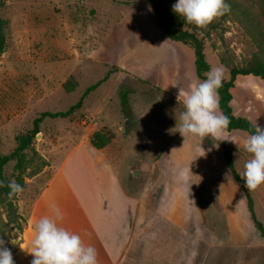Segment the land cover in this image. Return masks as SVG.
I'll return each mask as SVG.
<instances>
[{
  "label": "rangeland",
  "instance_id": "1",
  "mask_svg": "<svg viewBox=\"0 0 264 264\" xmlns=\"http://www.w3.org/2000/svg\"><path fill=\"white\" fill-rule=\"evenodd\" d=\"M136 1L0 0V20L5 22V43L0 53V156L16 148V136L31 131L41 113L66 112L110 70L122 72L114 81L110 73L68 117L45 118L40 123L32 143L36 155L26 151L24 191L11 207L0 204V239L12 254L20 242L31 202L65 154L85 134L83 127L91 124V130L112 134L105 128L109 127L117 132L115 146L121 153L115 163L132 195L145 182L155 155L178 133L176 119L183 107L176 100L175 88L164 92L143 77L156 80L163 75L171 83L178 67V78L186 72V90L189 82L201 79L190 47L176 42L172 44L178 54L176 68L174 62H169L168 67L152 69L160 59L168 62L172 45L155 24L149 3L141 1L131 6ZM225 3L229 11L207 27L197 28V32L204 40L210 69L222 66L224 78L228 79L232 67L244 66L259 52L249 30L243 27L242 14L255 24L264 9V0ZM178 46L184 48V53L177 50L181 48ZM143 65L149 74H144ZM172 114L176 119L169 123ZM248 135L236 131L233 136L235 142L241 143ZM15 164L11 161L4 167L7 180L13 179ZM130 167L139 174L133 176Z\"/></svg>",
  "mask_w": 264,
  "mask_h": 264
},
{
  "label": "crops",
  "instance_id": "2",
  "mask_svg": "<svg viewBox=\"0 0 264 264\" xmlns=\"http://www.w3.org/2000/svg\"><path fill=\"white\" fill-rule=\"evenodd\" d=\"M169 41L170 45L175 43ZM173 45L169 46L168 62L160 59L152 69L168 67L169 62H174L176 68L178 54ZM177 50L184 53L182 47ZM143 67L144 74H149L148 68ZM178 71L177 67L171 83L163 75L156 80L142 77L164 92L175 88L177 95L179 87L185 89L186 77L184 72L178 78ZM121 74L117 69L110 80H118ZM230 91L234 116L264 126V79L238 75ZM178 104L183 107L182 103ZM174 119L172 114L168 122L173 123ZM90 127L91 124L83 127L85 134L65 154L31 202L20 242L12 254L14 264H30L32 256L21 248L29 247L34 223L42 216L52 215L53 204L62 213L61 225L96 249L98 264H261L264 261V237L254 226L245 195L229 172L221 146L233 149L232 161L239 174L250 158L243 148L244 141L237 143L233 136L241 130H223L218 138L210 137L214 142L208 148L202 146L204 138L185 139L176 133L155 155L145 182L132 195L115 163L121 153L115 146L117 132L105 127L114 135L113 141L97 149L90 143L96 129ZM124 134L129 135L128 131ZM250 194L255 216L264 231V184Z\"/></svg>",
  "mask_w": 264,
  "mask_h": 264
},
{
  "label": "clouds",
  "instance_id": "3",
  "mask_svg": "<svg viewBox=\"0 0 264 264\" xmlns=\"http://www.w3.org/2000/svg\"><path fill=\"white\" fill-rule=\"evenodd\" d=\"M172 11L186 24L205 28L229 11V5L225 0H176ZM205 76L206 79L193 82L187 90L182 87L178 90L177 100L183 104V111L178 121L175 115V129L185 139L188 136L218 138L230 124L219 104L218 89L222 87L223 67H212ZM243 148L250 158L239 176L244 181V188L251 192L264 184V128L256 123L254 133L244 140ZM0 186H4L3 182ZM7 187L10 189L9 199L24 191L15 179L8 181ZM51 207L52 215L42 216L34 223L29 247L21 248L32 256L30 264H98L96 249L86 245L79 234L62 226L59 207L55 204ZM0 264H14L12 252L3 239H0Z\"/></svg>",
  "mask_w": 264,
  "mask_h": 264
},
{
  "label": "trees",
  "instance_id": "4",
  "mask_svg": "<svg viewBox=\"0 0 264 264\" xmlns=\"http://www.w3.org/2000/svg\"><path fill=\"white\" fill-rule=\"evenodd\" d=\"M140 1H147L151 7V11L153 14V18L157 27L163 32V34L171 41L180 42L193 50L194 58H195V70L197 76L203 80L206 79L205 73L210 70V67L205 59V45L204 40L199 36L197 32V27L195 25L186 24L184 19L176 15L172 11V5L174 4L170 0H137L133 2L131 6L137 5ZM244 17L243 27L249 30V33L252 35L253 40L257 43L259 47V52L254 53L250 59L246 62L244 66L240 67H232L229 71V78H223L222 87L218 89L219 94V104L220 109L226 116L230 119V124L227 128H225V132H230L233 130H241L245 131L248 134L254 133L255 125L252 124L246 118H239L234 116L233 111L230 106V102L232 99L231 88L234 86V81L236 76L238 75H253L264 79V9L260 14V19L255 22L251 20L248 15L242 14ZM262 23V26L259 25ZM5 22L0 20V53L4 48L5 36L2 32V28L4 27ZM112 73L110 70L105 78L96 83L95 85L89 87L79 100V102L68 109L66 112H57V113H49L44 112L37 117L33 122V128L25 135L16 136V148L8 155L0 156V182H3L4 186H0V204H3L7 207L12 206V201L15 200L16 196L12 199L8 198V192L10 189L7 187L8 181L4 176V167L7 163L11 161H16L14 171H13V179L16 180L22 187L24 186V176L23 174L26 171V151L31 150L33 155H36V152L32 149V143L36 135L39 133V125L45 118H66L71 115L75 109L80 108L83 102V99L94 89L99 87L102 83H104L109 74ZM68 90V89H67ZM70 90V89H69ZM264 128V126H260ZM114 135L107 134L103 131H95L90 137V143L93 147L97 149H103L107 145H109L113 141ZM208 138V137H206ZM203 140V148H208L213 144V139ZM223 153L227 162V166L229 172L235 182L240 186L242 192L245 195L247 200L248 211L251 214V218L253 220L254 226L260 232V235L264 237V231L262 224L257 220L254 213V203L251 197L250 192L244 188V181L240 179L239 174L235 170L232 161V151L233 149L221 144ZM38 174V173H37ZM37 174H34L37 175ZM12 179V180H13ZM25 222V221H24ZM264 264V261L261 263Z\"/></svg>",
  "mask_w": 264,
  "mask_h": 264
},
{
  "label": "water",
  "instance_id": "5",
  "mask_svg": "<svg viewBox=\"0 0 264 264\" xmlns=\"http://www.w3.org/2000/svg\"><path fill=\"white\" fill-rule=\"evenodd\" d=\"M138 174H139L138 171H133V172H132V175H133V176H137Z\"/></svg>",
  "mask_w": 264,
  "mask_h": 264
},
{
  "label": "built area",
  "instance_id": "6",
  "mask_svg": "<svg viewBox=\"0 0 264 264\" xmlns=\"http://www.w3.org/2000/svg\"><path fill=\"white\" fill-rule=\"evenodd\" d=\"M83 124H85L86 123V121L85 120H83V122H82Z\"/></svg>",
  "mask_w": 264,
  "mask_h": 264
}]
</instances>
